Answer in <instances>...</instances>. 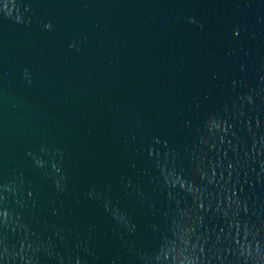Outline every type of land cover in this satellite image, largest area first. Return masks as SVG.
I'll use <instances>...</instances> for the list:
<instances>
[{
    "label": "water",
    "instance_id": "95a60500",
    "mask_svg": "<svg viewBox=\"0 0 264 264\" xmlns=\"http://www.w3.org/2000/svg\"><path fill=\"white\" fill-rule=\"evenodd\" d=\"M0 264H264V0H0Z\"/></svg>",
    "mask_w": 264,
    "mask_h": 264
}]
</instances>
